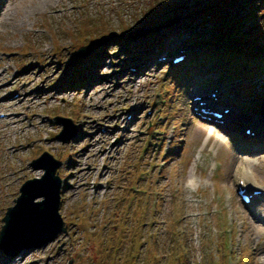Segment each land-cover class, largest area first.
Masks as SVG:
<instances>
[{
    "label": "rangeland",
    "instance_id": "obj_1",
    "mask_svg": "<svg viewBox=\"0 0 264 264\" xmlns=\"http://www.w3.org/2000/svg\"><path fill=\"white\" fill-rule=\"evenodd\" d=\"M223 1L0 0V231L22 185L45 173L32 165L43 154L60 163L67 227L19 255L0 248V264H264V232L249 222L264 226L255 215L257 208L263 214L264 195L245 204L227 145L213 147L228 139L256 161L242 189L264 194V72L228 76L209 69L210 56L194 62L189 79L175 70L191 29L214 39L222 28L215 19L247 6ZM260 7L225 32L252 38ZM168 27L173 36L158 53L148 36L165 37ZM88 45L91 52L77 56ZM98 56L85 71L90 79L70 88L77 60ZM218 90L250 123L199 117L194 97ZM193 166L195 189L188 190ZM35 213L20 219L18 237L43 233Z\"/></svg>",
    "mask_w": 264,
    "mask_h": 264
},
{
    "label": "trees",
    "instance_id": "obj_2",
    "mask_svg": "<svg viewBox=\"0 0 264 264\" xmlns=\"http://www.w3.org/2000/svg\"><path fill=\"white\" fill-rule=\"evenodd\" d=\"M233 4V7L243 5H247L246 7H243L245 9L242 10L244 12L243 14L237 15V13H231L230 17L227 15L223 17H218L215 19V21L219 20L220 24H222V28L220 29V34L218 37L212 39L211 37H208L209 30H205L203 33H197L196 31L191 29V37H190V47L192 48L188 54L186 61L183 62L181 65L177 66L175 68L177 73L182 72V77L179 76V78L182 81V78L185 74L187 76H190L191 73L196 72V67L193 65L194 62L201 59L205 56H210L213 60L210 59L211 64L208 66L211 70H217V72L228 75V76H234V77H240L247 74L252 73H258L259 75L264 72V60L260 59L261 57H264V9L261 11V17L260 15H254V18H260V29L259 32L255 35H252L253 37L249 40L246 39H239L238 35L239 33L233 32L228 34L225 32L226 25H229L228 23L232 24L230 25L233 29H235L234 26L236 25H242L247 23V20L251 18L252 14H255L257 11L255 9L264 8V0H227ZM223 3H226V0L223 1ZM250 4V5H249ZM254 8L255 13H251L250 17L247 16L248 10ZM227 10V8H226ZM228 13V14H229ZM242 27V26H241ZM241 27L237 31H241ZM144 28H140L137 30H134L133 33H139ZM146 30H151L153 28L147 27ZM252 29V28H250ZM149 33H152V32ZM166 36H160L159 32H155L148 37H151L152 40L157 43V52L162 53L164 52L165 48L168 47L167 43L169 42V38H171L173 35V30L171 27H168V30H166ZM246 31V29H245ZM245 31L243 32L244 35H246ZM131 34V32H130ZM141 35V34H139ZM160 36V37H159ZM124 42H128V40L124 39ZM214 40V41H213ZM140 43L148 44L149 40H140ZM189 41V40H186ZM248 41L246 43L248 46H240L241 43ZM251 42V45H249ZM139 42H135L134 44H140ZM167 45V46H166ZM196 46V47H195ZM133 47V45L130 46V48ZM199 47L200 50H196V48ZM102 52L105 50L104 47L101 48ZM256 58V59H255ZM98 59V60H97ZM102 57H89L87 60L84 59H78L77 61L80 62L79 69H75L72 76H73V84L70 88L79 87L81 85V82L88 81L90 78H87V74L85 73L86 70H90L94 65L98 64L99 61H101ZM89 62V65L85 66V63ZM212 65V66H211ZM85 66V67H84ZM250 66V67H249ZM78 71H81L78 73ZM186 71V72H185ZM185 72V73H184ZM78 73V74H76ZM175 73V72H174ZM76 76V77H75ZM89 76V75H88ZM177 77V74L174 75ZM191 78V77H190ZM186 80V79H185ZM70 84V83H69Z\"/></svg>",
    "mask_w": 264,
    "mask_h": 264
},
{
    "label": "water",
    "instance_id": "obj_3",
    "mask_svg": "<svg viewBox=\"0 0 264 264\" xmlns=\"http://www.w3.org/2000/svg\"><path fill=\"white\" fill-rule=\"evenodd\" d=\"M150 31L147 30L145 34ZM99 42L96 40L93 44H98ZM91 47L92 45L80 47L77 51V56L88 55L91 52ZM68 129V133H73V129ZM32 165L36 169L43 167L45 173L42 177L30 179L22 185L20 189L21 195L16 199V204L8 208L3 218L5 225H3L0 231V247L10 257L19 255L21 249L47 244L61 232L67 231V227L63 223L59 213L62 179H60V175L56 174V171L60 167V163L55 162L50 156L43 154L41 158L35 159ZM39 197H43V199L37 201L36 199ZM35 212H40V217L43 216L41 224L37 226V228L43 227V233L36 235V233L30 234L25 232L21 233L18 237V228L22 227V220L20 219L30 217ZM16 237H22V239L16 241L14 240Z\"/></svg>",
    "mask_w": 264,
    "mask_h": 264
},
{
    "label": "bare ground",
    "instance_id": "obj_4",
    "mask_svg": "<svg viewBox=\"0 0 264 264\" xmlns=\"http://www.w3.org/2000/svg\"><path fill=\"white\" fill-rule=\"evenodd\" d=\"M194 94H196V93H194ZM200 101L205 102V104L203 106L202 105L199 106V111H200L201 107H209V106H211V107H215L216 109L220 110V109L229 108L230 105H231V104L229 105L228 102L224 100L223 96L219 92L217 93V98H212V97L208 96V94H206V95L204 94L203 98H201ZM200 101H198V102H200ZM198 102H195V106L197 104H199ZM220 104H221V106H220ZM231 107H232L231 112L229 114H227V115L226 114L224 115L226 117V119H228V121H230L232 124H235V122H238L241 125L246 124V123H250L251 120L246 115H243L242 111H240L237 108H234L233 106H231ZM207 116H210V115H207ZM210 120L214 121L216 123L220 122V120H218L216 117H213V116H211ZM210 128H211L212 131L215 130V126L211 125ZM254 129H256V128H254ZM212 136L213 135H208V137L205 140V144L206 145L211 141ZM218 144L220 145L219 150L222 147H224L225 145H227L225 149L227 150V153H229V156L232 157L231 158L232 159L231 167L235 168V171H237L238 173L241 174V176L239 177V181H242L243 179L248 181L250 179V175H249L250 172H252L258 166L257 162L252 160V159H250V158H244V157L240 156L237 152H235V150H233L231 148L232 143L228 139L224 140V141H221V143L220 142H215L213 147L216 148V146ZM198 158H199V156L196 157V160ZM242 164H243V166H241ZM244 164H245V166H244ZM193 165H195V164H193ZM194 169H195L194 166L190 168L189 181H187L188 190L195 189V179L193 177ZM252 184H254V183H252ZM254 185H256V184H254ZM254 187L258 188L257 185L254 186ZM261 197L262 196L260 194H254L253 199L254 200H256L258 198L261 199ZM262 210H263V214H260L261 209L257 208V211H255V215L258 217V219H260L261 221H264V208H262ZM249 222H250L251 227L253 228L252 229L253 232H255L256 234H260V233L264 232V226L262 227L261 226L262 224L261 225L260 224L256 225L255 222H253L251 220ZM263 258H264V256H263Z\"/></svg>",
    "mask_w": 264,
    "mask_h": 264
}]
</instances>
